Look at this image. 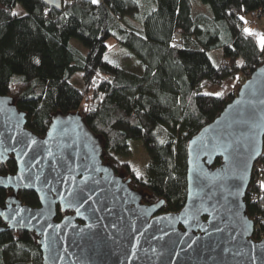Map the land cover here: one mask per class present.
<instances>
[{"label":"trees","instance_id":"obj_1","mask_svg":"<svg viewBox=\"0 0 264 264\" xmlns=\"http://www.w3.org/2000/svg\"><path fill=\"white\" fill-rule=\"evenodd\" d=\"M18 4L25 13L12 16ZM255 11L264 15V0H63L61 8L0 0V95L15 99L39 136L57 114L79 113L102 139L103 161L131 177L144 202L164 200L161 212H178L187 198L190 138L236 97L240 86L231 84L238 73L250 77L264 63V50L246 26ZM177 34L182 47L172 45ZM120 51L134 65L118 64ZM132 139H141L150 156L146 178L122 160ZM16 171L15 158L0 163V175ZM253 188L245 197L248 214L264 220V197L252 201ZM12 192L0 188V204ZM19 197L40 205L33 191ZM57 210V219L71 213ZM42 261L34 232L0 233V264Z\"/></svg>","mask_w":264,"mask_h":264},{"label":"water","instance_id":"obj_2","mask_svg":"<svg viewBox=\"0 0 264 264\" xmlns=\"http://www.w3.org/2000/svg\"><path fill=\"white\" fill-rule=\"evenodd\" d=\"M263 149L264 63L190 138L187 198L174 213L161 212L164 200L144 202L132 178L103 161V141L79 113L57 114L39 136L15 99L0 95V163H17L0 175V188L13 191L0 204V233L34 232L42 264H264L245 199ZM21 190L40 205L24 203ZM58 206L71 213L57 219Z\"/></svg>","mask_w":264,"mask_h":264},{"label":"rangeland","instance_id":"obj_3","mask_svg":"<svg viewBox=\"0 0 264 264\" xmlns=\"http://www.w3.org/2000/svg\"><path fill=\"white\" fill-rule=\"evenodd\" d=\"M15 12L24 14L25 10L24 8L18 4L17 7L15 8ZM255 17V16H254ZM247 27H251V30L256 34L258 41H261V38L264 37V15H259V19H247L246 22ZM113 39L108 40V44L114 48L113 44ZM72 43L79 47L80 49L85 51L84 46L77 40V39H72ZM121 51L118 53V58L115 60L118 62V64H122V61L124 63H131L134 65V62L131 58V55L128 53H122L123 55L120 54ZM113 55H116L115 53ZM133 57V56H132ZM109 58V55H108ZM134 58V57H133ZM120 59L122 61H120ZM110 60V59H109ZM135 60V58H134ZM126 66V65H125ZM134 67V66H133ZM136 68V67H135ZM239 74V73H238ZM249 78L246 76L245 73H240L238 77L235 78V80L232 82L231 87L235 88L238 86H242V84L245 83L246 79ZM130 147H131V153L129 157L122 159L123 161H127L130 164V167L132 171L135 173V175L139 178H146L148 174V165L150 163V156L144 147V144L141 139H132L130 141ZM264 161V159H263ZM260 162V161H259ZM258 162V163H259ZM118 174V173H117ZM129 177H125V179H128Z\"/></svg>","mask_w":264,"mask_h":264},{"label":"built area","instance_id":"obj_4","mask_svg":"<svg viewBox=\"0 0 264 264\" xmlns=\"http://www.w3.org/2000/svg\"><path fill=\"white\" fill-rule=\"evenodd\" d=\"M259 15H262V14L258 11H255V12H252L251 17L253 19H259ZM172 45L174 47H182V41H181V35L180 34L175 35V38L172 42ZM239 74L237 75V77L239 76ZM258 161L256 162V164L254 166V170H253V174H252V181H251V184L253 183L254 187H255L252 189V195H251L252 196L251 199L254 202H258L262 197H264V189H261V187H260L261 182L264 181V161L262 160L259 163H258ZM251 184H250V186H251ZM250 218L253 220L254 225H255L253 237L256 240H264V230L261 229L260 224L258 223L257 215L254 214V215L250 216Z\"/></svg>","mask_w":264,"mask_h":264},{"label":"snow or ice","instance_id":"obj_5","mask_svg":"<svg viewBox=\"0 0 264 264\" xmlns=\"http://www.w3.org/2000/svg\"><path fill=\"white\" fill-rule=\"evenodd\" d=\"M96 2H97V0H93V3H96ZM11 15L12 16H17L18 13L12 12ZM241 19L243 20L244 18L241 17ZM245 31H249V30L245 29ZM260 45H261V50H264V37L261 38ZM36 63H39V60H37ZM216 95H220V94L217 93ZM260 187H261V189H264V181L261 182ZM0 215H2V214H0ZM258 222L261 223V224H264V220H259Z\"/></svg>","mask_w":264,"mask_h":264}]
</instances>
